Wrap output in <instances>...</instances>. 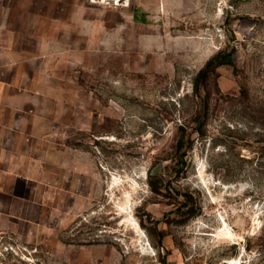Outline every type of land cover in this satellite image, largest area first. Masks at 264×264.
<instances>
[{"label":"rangeland","instance_id":"obj_1","mask_svg":"<svg viewBox=\"0 0 264 264\" xmlns=\"http://www.w3.org/2000/svg\"><path fill=\"white\" fill-rule=\"evenodd\" d=\"M12 1L0 66L53 80L44 122L70 149L41 225L0 238V264H264V0L94 6L87 42L55 67L5 49L8 23L23 27ZM220 51L236 66L208 77L200 124L194 82Z\"/></svg>","mask_w":264,"mask_h":264},{"label":"crops","instance_id":"obj_2","mask_svg":"<svg viewBox=\"0 0 264 264\" xmlns=\"http://www.w3.org/2000/svg\"><path fill=\"white\" fill-rule=\"evenodd\" d=\"M9 4L8 19L22 18L23 27L8 23L14 37L5 49L34 51L22 58L27 65L42 60L45 66H62L64 52L78 51L79 43L87 42L94 31V6L87 0H13ZM19 64L7 59L0 66L4 71L0 72V238L21 232L23 224L41 225L50 201L47 190L57 185L48 182L50 165L54 173L57 167L63 168V157L70 149L56 138L61 125L44 122V100L57 99L56 93L48 95L40 89L39 76L18 73ZM43 82L53 80L44 77Z\"/></svg>","mask_w":264,"mask_h":264},{"label":"trees","instance_id":"obj_3","mask_svg":"<svg viewBox=\"0 0 264 264\" xmlns=\"http://www.w3.org/2000/svg\"><path fill=\"white\" fill-rule=\"evenodd\" d=\"M223 64H230L233 66H236L235 58L232 56L231 53H227V51H220L215 56H213L209 61L205 64V66L199 71L195 82H194V92L201 97L202 102L200 109L197 112L196 120L202 124L203 119L207 116V112L209 109V97L208 95L202 94V89L206 85L208 81V77L211 75V73H214L216 68ZM245 92V91H244ZM196 131L202 132V128H198ZM187 149L188 145L185 140V136L182 137L180 140L179 148ZM186 153V151H185Z\"/></svg>","mask_w":264,"mask_h":264},{"label":"built area","instance_id":"obj_4","mask_svg":"<svg viewBox=\"0 0 264 264\" xmlns=\"http://www.w3.org/2000/svg\"><path fill=\"white\" fill-rule=\"evenodd\" d=\"M92 6L119 10L129 8L135 0H87Z\"/></svg>","mask_w":264,"mask_h":264},{"label":"bare ground","instance_id":"obj_5","mask_svg":"<svg viewBox=\"0 0 264 264\" xmlns=\"http://www.w3.org/2000/svg\"><path fill=\"white\" fill-rule=\"evenodd\" d=\"M228 263L231 264V263H233V261H229Z\"/></svg>","mask_w":264,"mask_h":264}]
</instances>
